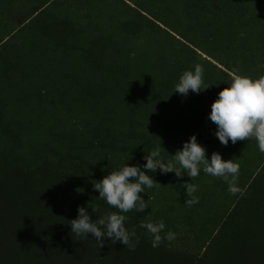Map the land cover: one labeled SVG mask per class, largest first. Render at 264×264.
Returning a JSON list of instances; mask_svg holds the SVG:
<instances>
[{"label":"rangeland","instance_id":"rangeland-1","mask_svg":"<svg viewBox=\"0 0 264 264\" xmlns=\"http://www.w3.org/2000/svg\"><path fill=\"white\" fill-rule=\"evenodd\" d=\"M7 2L0 0V51L11 73L2 75L6 63L0 61V123L12 141L40 144L54 124L80 134L91 128L96 114L133 147L122 165L146 163L141 157L147 152L134 146L145 139L161 144V155L172 159L193 134L215 138L217 126L208 114L223 90L215 86L230 83L236 74L264 73V0H55L22 26H16V18L32 2ZM52 21L69 27L57 41L41 31ZM196 63L209 86L187 96L174 92L183 71ZM233 146L253 158L260 152L254 138ZM146 171L161 185L140 195L177 223L186 215L173 210L187 197L182 183H195L200 199L203 189H215V180H221L207 211L193 207L196 229L216 222L228 192L222 178L201 171L192 181L186 173L178 180L174 172ZM177 228L171 230L177 236L193 237L182 224Z\"/></svg>","mask_w":264,"mask_h":264},{"label":"trees","instance_id":"trees-1","mask_svg":"<svg viewBox=\"0 0 264 264\" xmlns=\"http://www.w3.org/2000/svg\"><path fill=\"white\" fill-rule=\"evenodd\" d=\"M18 1L32 2L31 8L16 18V26H22L55 0H9L7 4L13 6ZM44 24L41 31L55 41L69 28L53 21ZM0 61L6 63L2 75L10 74L8 57L1 51ZM227 84L222 81L215 87L224 89ZM67 128L54 124L58 130L52 129L46 140L35 145L32 141L30 144L12 141V135L0 123V264H264V153L259 152L253 158L244 155L237 146L234 149L230 141L223 145L216 136L198 135L208 159L216 151L222 159H234L240 166V191L235 195L224 193L225 201L216 222L209 223L205 230L196 229L193 207L197 205L207 211L205 206L211 200L216 201L221 180H215V189H203L196 204L187 205L190 197H181L173 210L181 217L186 213L182 223L150 207L142 212L122 213L127 218L125 227L138 237L135 249L106 237L101 238V247L92 234L87 239L71 234L70 221L77 217L78 206H85L93 220L118 211L99 198L93 183L120 167L122 156L127 155L125 151L133 147L126 145V139L111 133L100 115L95 114L90 129H80L82 139L77 128ZM188 139L181 141V148ZM166 143L173 145L170 141ZM134 146L145 153L153 145L145 139ZM253 161V168L249 169L248 163ZM226 188L223 186V191ZM205 197L211 198L205 202ZM161 219L167 222L164 232L176 231L182 224L193 237L175 234L174 239L162 238L159 246L152 247L151 234L140 225Z\"/></svg>","mask_w":264,"mask_h":264},{"label":"clouds","instance_id":"clouds-1","mask_svg":"<svg viewBox=\"0 0 264 264\" xmlns=\"http://www.w3.org/2000/svg\"><path fill=\"white\" fill-rule=\"evenodd\" d=\"M203 73L204 69L199 63L183 71L174 85V92L187 96L189 90L199 93L206 89L209 85L204 84ZM208 119L217 126L214 134L223 145H227L229 141L235 144L237 140L254 138L258 150L264 153V75L256 78L234 75L231 82L218 93L211 104ZM161 148H163L161 144L153 145L142 157L146 163L129 165L127 162L111 169L101 180L93 183V188L99 192V198L118 211L93 220L85 206H78L77 217L70 221L71 234L85 239L92 234L101 247L103 246L101 238H110L112 242L118 241L134 250L138 237L135 231L127 230L124 223L127 218L122 213L145 210L148 204L140 194L145 193V189L161 185L148 175L146 170L152 173L159 170L161 174L174 172L178 180L186 173L191 181L203 171L205 174L222 178L230 194L235 195L240 191L239 164L234 159H222V155L216 151L208 159L206 148L198 142L196 134L191 135L183 143L182 148L171 155L172 159H165L161 155ZM180 187L184 188L185 194L190 197L185 204L193 205L199 202V197L195 195L197 192L195 183H182ZM92 211L96 212V209L92 208ZM140 227L151 234L152 247L159 246L162 238L169 241L175 238L173 231L164 232L165 223L162 219L142 223Z\"/></svg>","mask_w":264,"mask_h":264}]
</instances>
